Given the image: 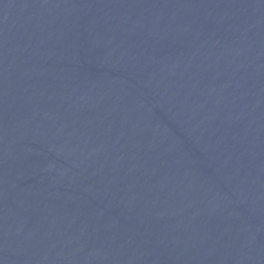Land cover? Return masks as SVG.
Returning <instances> with one entry per match:
<instances>
[{
	"label": "water",
	"instance_id": "1",
	"mask_svg": "<svg viewBox=\"0 0 264 264\" xmlns=\"http://www.w3.org/2000/svg\"><path fill=\"white\" fill-rule=\"evenodd\" d=\"M0 264H264V0H0Z\"/></svg>",
	"mask_w": 264,
	"mask_h": 264
}]
</instances>
